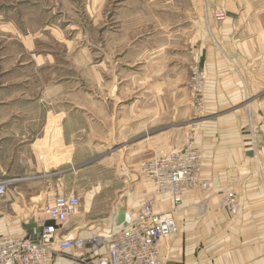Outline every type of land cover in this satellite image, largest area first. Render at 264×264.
<instances>
[{"label":"crops","instance_id":"0c3cea01","mask_svg":"<svg viewBox=\"0 0 264 264\" xmlns=\"http://www.w3.org/2000/svg\"><path fill=\"white\" fill-rule=\"evenodd\" d=\"M108 1L93 3V48L78 38L66 45L72 56L61 65L34 39L26 62L37 75L0 90V173L10 180L0 200V235L39 237L51 224L48 208L88 163L136 167L158 149L185 147L191 133L211 188L198 184L174 211L171 194L131 175L126 209L134 213L151 200L156 212L173 211L177 230L162 240L164 264H264V1L116 0L106 20ZM218 9L224 20L216 19ZM198 60L206 74L202 116L209 118L189 127L186 70ZM54 69V79H44ZM64 71L74 76L61 77ZM250 93L259 95L250 108L227 109ZM230 190L240 200L237 214L220 206ZM120 191L79 194V211L58 236L106 231ZM66 253L54 264H83L75 251Z\"/></svg>","mask_w":264,"mask_h":264},{"label":"built area","instance_id":"2783aa9c","mask_svg":"<svg viewBox=\"0 0 264 264\" xmlns=\"http://www.w3.org/2000/svg\"><path fill=\"white\" fill-rule=\"evenodd\" d=\"M216 19L224 20L226 14L218 9ZM206 74L196 64L192 69L190 88L192 106L196 115L204 110L203 86ZM203 154L192 146L181 149H160L139 167L141 176L152 181L157 194H171L174 211L182 206L190 191L201 184L210 189L209 181H202ZM126 174L125 167H121ZM10 180L0 173V200L8 192ZM220 206L223 210L237 214L240 200L233 190L225 191ZM80 199L74 191L57 195L47 213L51 224L44 225L39 237H13L0 235V264H53L56 255L75 251L87 264H164L161 251L162 240L177 230L173 211L156 212L151 200L137 211L127 210V225L117 224L113 218L110 228L91 237L58 236V228L77 214Z\"/></svg>","mask_w":264,"mask_h":264},{"label":"rangeland","instance_id":"374dc122","mask_svg":"<svg viewBox=\"0 0 264 264\" xmlns=\"http://www.w3.org/2000/svg\"><path fill=\"white\" fill-rule=\"evenodd\" d=\"M108 2V6L103 10V16L106 17V20H109L111 8L117 1L109 0ZM93 3L94 0H0V90L4 89L5 83H7V86H11L14 81L13 79H29L26 77L31 76L32 73L33 75H37L35 69L31 70L33 63L26 62L30 59L31 54L26 45L30 44L34 39L35 42L33 43H35V47L37 46L39 50H42V48L47 49V52L43 51V53L49 52V54L55 55L58 60L57 64L61 65L62 63L65 64L67 59H70L72 56L66 45L70 43L79 44L78 38L81 39L80 41L86 40L88 46L93 48L96 33ZM83 33L86 36L82 35ZM39 45L41 46L39 47ZM92 52L89 51L88 53L93 55ZM36 53H40V51L38 52V49H36L34 55ZM196 64L204 71L199 60L189 67L190 69L186 70L191 103L190 79L192 69ZM91 68L93 67L87 68L88 79H93V70ZM56 71L57 69H54L50 74H46L44 71V79H47L49 75L50 77L55 75ZM73 74V71L70 73L64 71L61 77L64 75L72 77L74 76ZM51 79H54L53 76ZM258 96L255 93H250L246 99L232 104L227 109L250 108ZM207 118L209 117L202 116V113L198 115L193 113V118H189L185 122V125L196 124ZM183 128L185 129L184 126ZM190 135L191 133L185 137V146H191L189 143ZM53 141L55 140L53 139ZM142 163L136 167H129L130 165L121 163L114 164L109 159H101L95 163H88L82 172L83 176L81 179L79 178L76 182H73L75 186L72 185L69 191H74L81 201V197L84 199L91 190L100 191V195L107 197L111 190L119 188L122 191L119 192L114 207L116 205V208L120 209L119 213L126 212V200L128 197L126 192L131 191L130 184L133 182L129 183V181L125 182V180L128 176L132 175L138 181V176L140 175L139 167ZM121 167L126 168V174H122ZM111 222L112 217L105 221L104 227L107 226L105 227L106 230L110 228ZM65 254L66 256L68 255L67 253L56 255L55 260ZM78 257L80 259H77L78 262L85 264L81 257Z\"/></svg>","mask_w":264,"mask_h":264},{"label":"water","instance_id":"95a60500","mask_svg":"<svg viewBox=\"0 0 264 264\" xmlns=\"http://www.w3.org/2000/svg\"><path fill=\"white\" fill-rule=\"evenodd\" d=\"M126 198V197H125ZM126 212H120L118 216L116 217L117 224H124L125 226L127 225L126 219H127V210L125 209Z\"/></svg>","mask_w":264,"mask_h":264}]
</instances>
